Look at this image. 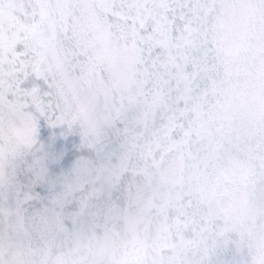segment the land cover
<instances>
[{"label": "clouds", "instance_id": "clouds-1", "mask_svg": "<svg viewBox=\"0 0 264 264\" xmlns=\"http://www.w3.org/2000/svg\"><path fill=\"white\" fill-rule=\"evenodd\" d=\"M186 3L188 138L126 19L170 6L0 0V264H264V0Z\"/></svg>", "mask_w": 264, "mask_h": 264}, {"label": "snow or ice", "instance_id": "snow-or-ice-1", "mask_svg": "<svg viewBox=\"0 0 264 264\" xmlns=\"http://www.w3.org/2000/svg\"><path fill=\"white\" fill-rule=\"evenodd\" d=\"M132 2L136 4L139 9L143 7L144 3L148 2V0H132ZM151 2L157 3L161 7L170 6L172 15L169 17L161 13L164 17L163 21L153 17L151 22H149L148 13L150 10L146 9L143 14L137 11L135 16L126 17V19L131 21L133 47H137L139 59L145 73L156 75L158 66L167 65V79H165V84L170 86L173 78H176L178 87L176 115L169 120V126H179V128L183 130V136L188 138L193 131H197L198 133V130L191 127V121H189L186 126L182 116L187 110V101L196 94L199 81L197 73L193 71L189 74V72L184 70V65H187L189 61H191V67L195 69L198 57L195 55L189 56L187 53H184L180 56L181 62H178L177 54L173 53L171 50H159L169 49V44L166 40L162 41L154 35L161 31L162 23L167 24L170 33L174 31L178 32L181 27V21L184 19L183 9L187 6V3L186 0H151ZM131 6L130 4L129 7ZM114 15L121 16L123 13L122 11H117ZM183 27L187 28L188 25L185 23ZM137 40L140 42L139 46H137ZM171 47H175V45ZM173 68L175 71H173ZM181 102L184 104L183 107L181 106ZM181 142L187 143V139L175 141V143Z\"/></svg>", "mask_w": 264, "mask_h": 264}]
</instances>
